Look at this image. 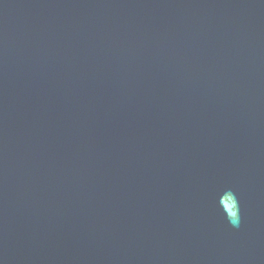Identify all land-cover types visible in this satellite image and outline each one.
I'll return each instance as SVG.
<instances>
[{"label":"water","instance_id":"water-1","mask_svg":"<svg viewBox=\"0 0 264 264\" xmlns=\"http://www.w3.org/2000/svg\"><path fill=\"white\" fill-rule=\"evenodd\" d=\"M0 264H264V0H0Z\"/></svg>","mask_w":264,"mask_h":264},{"label":"clouds","instance_id":"clouds-1","mask_svg":"<svg viewBox=\"0 0 264 264\" xmlns=\"http://www.w3.org/2000/svg\"><path fill=\"white\" fill-rule=\"evenodd\" d=\"M238 214H239V204H238V200H235V206H234V210L231 214V217L229 218L231 220V222L233 224L236 223L237 219H238Z\"/></svg>","mask_w":264,"mask_h":264}]
</instances>
